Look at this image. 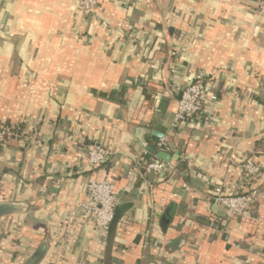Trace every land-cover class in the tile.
<instances>
[{"label": "crops", "instance_id": "obj_1", "mask_svg": "<svg viewBox=\"0 0 264 264\" xmlns=\"http://www.w3.org/2000/svg\"><path fill=\"white\" fill-rule=\"evenodd\" d=\"M79 3L0 0V127L21 128L0 150V264H264V14L254 0H99L85 20ZM199 80L202 113L175 121ZM160 139L176 159L145 174ZM93 144L110 154L96 167ZM103 179L119 200L106 235L84 209ZM253 187L240 217L214 202Z\"/></svg>", "mask_w": 264, "mask_h": 264}, {"label": "built area", "instance_id": "obj_2", "mask_svg": "<svg viewBox=\"0 0 264 264\" xmlns=\"http://www.w3.org/2000/svg\"><path fill=\"white\" fill-rule=\"evenodd\" d=\"M99 0H80L79 10L85 20H89L95 13ZM254 10L257 14H264V0H254ZM206 83L202 80L188 84L180 93L177 101L178 110L175 114V121H185L197 119L204 108V97L206 95ZM15 135L9 127H0V150L6 146ZM159 151L168 152L170 150L166 140L160 139L158 142ZM158 151V152H159ZM109 152L101 145L93 144L86 151V160L89 166L96 167L105 163L109 158ZM147 157L144 162L145 174H165L168 170V163L157 159L156 154L143 151ZM242 170L246 180H253L260 174L259 165L246 161L242 164ZM86 193L89 203L84 207L90 212L94 229L102 235H106L115 217V210L119 204L116 192L107 179L90 180L86 185ZM260 192L257 188H249L237 195L217 193L214 202L220 206L227 214L240 217L253 208L259 199Z\"/></svg>", "mask_w": 264, "mask_h": 264}, {"label": "water", "instance_id": "obj_3", "mask_svg": "<svg viewBox=\"0 0 264 264\" xmlns=\"http://www.w3.org/2000/svg\"><path fill=\"white\" fill-rule=\"evenodd\" d=\"M154 137H157V138H162L163 137V134L159 133V132H156V131H153L151 133ZM156 157L157 159L163 161V162H169L171 159H176L175 156L171 155L170 153L168 152H164V151H159L157 152L156 154ZM39 259H40V254L36 253L34 254L33 256H31L26 262H24L23 264H38L39 262Z\"/></svg>", "mask_w": 264, "mask_h": 264}, {"label": "trees", "instance_id": "obj_4", "mask_svg": "<svg viewBox=\"0 0 264 264\" xmlns=\"http://www.w3.org/2000/svg\"><path fill=\"white\" fill-rule=\"evenodd\" d=\"M12 131H13V134L16 136L18 133L21 132V128H15V129H12ZM148 149L151 150V152H153L155 154L159 151L158 145L156 143H153V142L149 143ZM211 191H212V189H211ZM9 208L10 207H8L7 205H2L0 207V214H5V213L9 212L10 211ZM114 219H115V217H114ZM114 219H113L112 223L114 222ZM112 223H111V225H112Z\"/></svg>", "mask_w": 264, "mask_h": 264}]
</instances>
